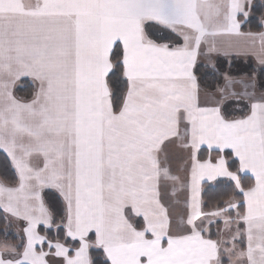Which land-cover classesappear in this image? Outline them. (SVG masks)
I'll return each instance as SVG.
<instances>
[{
    "label": "snow or ice",
    "instance_id": "obj_1",
    "mask_svg": "<svg viewBox=\"0 0 264 264\" xmlns=\"http://www.w3.org/2000/svg\"><path fill=\"white\" fill-rule=\"evenodd\" d=\"M252 8L0 0V213L23 232L12 244L3 231L0 264H264V94L245 91L247 113L229 116L202 103L194 73L202 45L221 51L222 35L249 37L264 65V32L241 31ZM21 77L36 84L30 99L13 91ZM173 138L190 160L181 232L161 202V180H179L160 159ZM220 178L234 194L205 211L201 186ZM45 189L63 199L59 219ZM220 222L227 238L213 239Z\"/></svg>",
    "mask_w": 264,
    "mask_h": 264
},
{
    "label": "crops",
    "instance_id": "obj_2",
    "mask_svg": "<svg viewBox=\"0 0 264 264\" xmlns=\"http://www.w3.org/2000/svg\"><path fill=\"white\" fill-rule=\"evenodd\" d=\"M264 1V0H253ZM261 32H264V28ZM248 33V32H244ZM174 37L176 43H182L179 37H175V34L169 33ZM217 45L222 49L221 51H208V45H202L201 54L197 57V63L194 68V73L197 76V83L200 89L201 101L206 106H215L217 102H220V106L223 112L229 116L241 117L248 111L247 97L244 95L245 91L255 92L257 96L264 94V87H259L254 76L242 75L240 77H232L229 75H223L221 82L213 85L211 82H204L200 79L199 74L196 73L198 66L213 67L214 59L216 57H223L226 59L240 58L243 60H249L253 66L257 68L264 67L257 60L256 55L251 46V40L246 36H228L222 35L215 38ZM166 42V41H161ZM225 51L227 54H225ZM255 51H259V41L257 40ZM228 77L231 80V85L222 92L221 89H225L228 85V81L225 79ZM29 81L36 90V84L30 77H21L14 86V89L21 81ZM13 89V91H14ZM34 90V92H35ZM235 93V95H233ZM184 124L180 125L181 135L184 133ZM180 140L173 138L172 141L165 142V150L160 154L162 164L169 169L171 175L179 177L178 181L161 180V202L168 209V212L172 221L178 219L180 213L176 211H183L185 215L188 211L187 201L190 198V190L188 185L190 184V160L188 151L180 146ZM206 157V156H205ZM228 181L226 178H220ZM218 179V180H220ZM217 181V180H216ZM215 181L204 182L203 184L212 185ZM230 182V181H228ZM202 184V185H203ZM173 189H175V195H173ZM52 191L61 199H63L59 192L55 189H45V191ZM64 208V204H63ZM181 214V215H183ZM180 220V219H179ZM17 224L15 231H19L18 226L22 228L21 222H15ZM19 238L23 237L22 229L19 231Z\"/></svg>",
    "mask_w": 264,
    "mask_h": 264
},
{
    "label": "trees",
    "instance_id": "obj_3",
    "mask_svg": "<svg viewBox=\"0 0 264 264\" xmlns=\"http://www.w3.org/2000/svg\"><path fill=\"white\" fill-rule=\"evenodd\" d=\"M264 12V5L259 1L253 2V8L251 10L250 16L241 26L242 32H253L258 33L262 31L261 26L259 25V17L261 13ZM196 73L199 74L200 79L204 82H211L213 85L221 82L223 75H229L232 77H240L242 75L254 76L259 87H264V67L257 68L251 64L249 60H243L240 58H231L226 59L223 57H216L214 59L213 67H204L198 66ZM115 80L122 81L123 77L117 73V77L113 78ZM117 87L123 91L124 84L119 83ZM14 93L18 98L21 99H30L34 94V86L29 81H21L18 86L14 89ZM201 156L205 157L207 155L206 151L202 150L200 153ZM5 161L0 158V173L5 170ZM10 172V169L8 170ZM248 182V181H245ZM233 186L231 182L220 179L215 181L212 185L203 184L201 186V203L205 211L214 210L217 205L225 204L233 196ZM44 197L46 203L54 213L59 216L63 215V204L61 199L52 191H45ZM219 224H215L216 227ZM213 227H211V233L213 232ZM7 230V242L12 244H18L20 238L10 232L9 224L5 220V217L0 213V242H4L5 237L2 235L3 231ZM56 230H52V234L55 235ZM95 259H102V257L97 256L96 253L99 250H92Z\"/></svg>",
    "mask_w": 264,
    "mask_h": 264
},
{
    "label": "rangeland",
    "instance_id": "obj_4",
    "mask_svg": "<svg viewBox=\"0 0 264 264\" xmlns=\"http://www.w3.org/2000/svg\"><path fill=\"white\" fill-rule=\"evenodd\" d=\"M260 3H262L264 5V1H259ZM264 15V12L261 13V16ZM261 16L259 17V25L261 26V23H260V20H261ZM245 21L242 22V25ZM261 28L263 29L264 27L261 26ZM252 64V63H251ZM263 68V67H261ZM197 69V68H196ZM178 213H180V215H178V219H175L174 221H172V225H173V231L174 232H181L182 231V228L179 226V219L181 218H185L186 217V214L184 215L183 214V211H176ZM171 213V211H169V214ZM183 214V215H181ZM6 221L7 223L9 224V230L10 232H13L14 234L18 235L20 234L19 231L22 229L21 226L19 225L18 226V229L19 231H15L16 226L17 224H15L16 220L14 218H12L11 216H7L6 218ZM18 222V221H17ZM215 225L211 226L213 227V232H212V238L213 239H219V238H227V234L225 233L224 231V228H223V224L222 222L219 223V225H217L216 227H214ZM217 233H220L221 235L218 236ZM19 236V235H18Z\"/></svg>",
    "mask_w": 264,
    "mask_h": 264
},
{
    "label": "flooded vegetation",
    "instance_id": "obj_5",
    "mask_svg": "<svg viewBox=\"0 0 264 264\" xmlns=\"http://www.w3.org/2000/svg\"><path fill=\"white\" fill-rule=\"evenodd\" d=\"M34 90H35V88H34Z\"/></svg>",
    "mask_w": 264,
    "mask_h": 264
}]
</instances>
